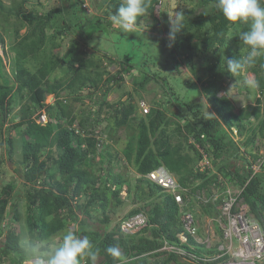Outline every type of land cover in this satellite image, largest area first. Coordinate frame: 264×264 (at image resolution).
<instances>
[{
    "label": "trees",
    "instance_id": "obj_1",
    "mask_svg": "<svg viewBox=\"0 0 264 264\" xmlns=\"http://www.w3.org/2000/svg\"><path fill=\"white\" fill-rule=\"evenodd\" d=\"M13 1L15 5H6L0 0V42L4 43L5 33L11 35L10 48L15 53L10 64L12 78L7 76L0 55V147H5L8 160L25 186L26 233H31L36 240H45L68 230L72 222L75 224L73 232L91 242L97 254L95 264H119L107 253L110 246L120 249L124 258L129 259L127 264H148L151 257L153 264H186L173 252L150 253L162 245L163 239L179 243L176 234L184 232V228L175 198L145 174L163 166L191 193L204 189L212 194L218 187L222 189L224 184L217 174L195 170L201 157L195 144L213 155L217 169L223 170V177L230 184L235 187L245 184L240 198L250 211L261 214L264 219V164L261 172L251 176L250 164L240 153L244 146L250 152L252 163L260 156L257 151L264 144V67L261 66L264 56L246 72L259 82V87L254 89H249L245 79L242 84L238 79L240 75H231L225 68L224 59L244 55L232 46L240 42L239 34L247 30L246 25L231 26L216 9L215 0H195L193 7L182 11L184 30L169 47L166 0H150L148 15L138 19L137 25L156 26L157 32L164 29V34L150 35L151 40H136L143 43L135 45V40L127 34L110 31L115 26L109 16L121 0H102L100 3L91 0V17L84 7L85 0H59V4L42 12L24 10L28 0ZM158 3L159 11L155 15ZM22 28L25 31L20 34ZM231 28L232 35L229 36ZM73 31L78 32L79 39L71 38L68 46H63ZM102 31L110 35L108 41L115 43L128 38L127 50L109 54L90 43L89 36L102 37ZM80 39L102 52L109 63L118 58L119 70L110 73L103 65V59L96 61L94 52L89 54ZM55 48L59 51L53 52ZM164 53L168 55L165 58L171 59L170 73L155 68ZM181 56L187 66L184 76L179 74L183 70ZM28 59L37 61L35 69L27 65ZM134 68L138 69L132 79L134 94L127 92V99L108 101L106 97L111 84L122 80L121 72H131ZM223 75L228 78L225 86L228 97L254 94L253 103L235 111L232 98L217 94L215 82ZM169 78L173 82H183V86L177 90L172 84L166 87L163 81L169 83ZM153 79L161 81L168 96L153 99L148 112L140 115L137 112L139 102L135 98ZM197 83L202 85L213 111L209 115L203 111L204 102L192 98L199 93ZM189 85L193 87L192 92L182 97ZM84 91H87L86 95L82 93ZM99 92H102L99 97L95 96ZM48 94L55 97L52 103L45 102ZM93 95L97 101H92ZM85 96L92 101L86 113L81 107ZM23 99L26 100L18 111L8 118L12 103ZM173 107L179 110L173 111ZM168 110L176 119L167 114ZM42 111L48 118L44 125L36 121ZM15 118L16 122L5 126L8 120ZM120 127H130L133 132L120 152H112L108 141L115 142L112 138ZM233 129L241 137H237L236 142L229 134L234 132ZM4 130L7 133L14 131L17 137H12L11 133L4 136ZM15 153L17 158L13 161ZM118 162L121 167L131 166L136 173L135 200H150L148 208L146 204L135 206L124 215L144 209L149 227L142 232L122 233L118 222L110 229L106 226L111 208L124 205L120 195L123 185L128 186V191L131 186L126 173L115 171ZM14 189L15 183L6 180L5 170L0 169V264H23L30 258L20 244L24 233L21 212L17 203L10 201ZM158 196L161 197L159 201H152ZM220 201L218 199L214 204L209 201L201 207L206 214L218 216ZM94 216L102 222L101 230L90 224ZM189 241L195 245L194 249L187 244L182 246L197 255L203 254L200 245L192 238Z\"/></svg>",
    "mask_w": 264,
    "mask_h": 264
},
{
    "label": "rangeland",
    "instance_id": "obj_2",
    "mask_svg": "<svg viewBox=\"0 0 264 264\" xmlns=\"http://www.w3.org/2000/svg\"><path fill=\"white\" fill-rule=\"evenodd\" d=\"M97 1L99 3L102 2V0H97ZM4 2L6 3V5H15V4H13V2H14L13 0H4ZM195 3H196L195 0H166V8L168 9V15L169 16H174L175 12H182L186 8L188 9L190 7H193L195 5ZM57 4H59V0H28L24 4V10H28V11H32V12H42L44 9H48L51 6L57 5ZM91 5H93V2H91V0H85L84 7L86 8V12L88 14H90L89 15L90 17L92 16V13H93V9H92ZM102 6H101V8H102ZM159 7H160L159 3L157 5H155V15H158ZM99 15H101V13H99ZM156 29H157L156 26L154 28L137 26L136 29L133 32L123 33L118 27H112L110 31H113V32H115L117 34L118 33H121L123 35L127 34V37L129 36V37L133 38V40H135L134 44L137 45V44H142L143 42L137 43L136 40H139V39L146 40V39H150V37H151L150 35H153L155 37V36H159V35L161 36V35L164 34V29H162L161 32H157ZM232 30L233 29L231 28V30L229 32V36L232 35ZM24 31H25V28H22V29H20L19 33L22 34V33H24ZM103 33L104 32L102 31V37H101V35L100 36H93V35L89 36L90 43L93 42L98 48H101V49L105 50V52L109 51L110 52L109 54H115L116 51L120 52L122 50H124V51L127 50L128 45H129L127 43L128 42V40H127L128 38L126 39V37H125V39H121V41L119 40L117 43H115V42H113V40L108 41L109 37H110L109 34H106V33L103 34ZM77 34H78L77 31L71 32V34H69L68 38L64 41L63 46H68V43H69L71 38L79 39V36H77ZM10 36L11 35L5 33L4 43L2 44L0 42V55H1L2 60L4 62V65H5L4 66V70H5L6 74H7V76L12 78L13 72L11 70V65L10 64H11L12 58L15 57V53L10 48V45H11V42H12V39H11ZM114 36L115 35H113L112 37L114 38ZM166 36L168 37V34H166ZM156 40L157 39H155V41ZM80 41H81L82 47L87 49L89 54H91V52H94V54H95L94 55V59L96 61H100L101 58L103 59V65L106 66V69L110 73H113L114 71L119 70L120 65H119V61H118L119 59L118 58H117L116 62L109 63V61L104 57V54L102 52H100V51L98 52V51L92 49L82 39H80ZM151 44H153V43L151 42ZM232 47L234 48V50L235 49L240 50L242 52V54H244V55L247 52V48L240 42H238L237 44L233 45ZM114 48H115V50H114ZM58 51H59V48L53 49V52H58ZM167 56L168 55L166 53H164V57H162L163 59L160 60L157 63V67H155V68L156 69H160V70H162L165 73H170V71H171V68H170L171 59L165 58ZM179 60L181 62H183V65H182L183 70L179 74L181 76H184L185 74H187V68H186L187 66H186V62L184 60V56L183 57L181 56L179 58ZM27 65L33 70V69H35L37 67V61L28 59ZM137 74H138V69L137 68L132 69L131 72H121L120 75L122 77V80L118 81L117 83L111 84L112 87H111V90L109 91L106 99L108 101H115L118 98H123V100H124V99H127V96H128L127 92H131V93L134 94L132 79ZM238 79H239V81H241L242 84H244L243 80L244 79L246 81L247 80H253V75L249 74V73H246V72L245 73H241L240 76L238 77ZM168 81H169V83L163 81V83H164V85L166 87H167V84H172L174 89L177 90V89H179V88H181L183 86V82H180V81L179 82H173V80L171 78H169ZM227 81H228L227 76L223 75L215 82V86L218 89V91H217L218 95H225L226 94L225 86L227 84ZM206 85L210 86L209 84H206ZM197 87H198L199 93H196L197 95H192L191 94L193 96L192 98L195 101H198V100L201 99L200 101H203L204 104H205V106L203 105V111L205 113H208V115H209L210 112H213V111L211 110L210 104L206 100L205 91L202 89V85L201 84L197 83ZM248 87H249V89H254V87H251L250 85H248ZM192 90H193L192 85H189L187 87V89L185 91H183L182 97H184L185 95L188 96L192 92ZM61 93H62V95L65 94V92H61ZM82 93L84 95H86L87 91H84ZM101 93L102 92L96 93L95 96L99 97V94H101ZM167 96H168V93H166L164 87L162 86L161 81L153 79V80H150L147 83L146 89L142 90L140 92V96L139 97L137 96L135 98V100L141 104V107H142L143 104L145 106H147V107H150V105L152 104L153 99H156V100L161 99V98L164 99ZM231 97H233L232 100H233V102L235 104V111H237L238 108L242 107V105H245L247 103H253V101L255 99L254 94H246V93L233 95ZM256 97H257V95H256ZM65 99L69 100L68 97L65 98ZM24 100H26V99H23L21 101H19V100L18 101H14L12 103V110H11V112H9L10 114H8L7 117H10L13 113H16L18 111V109L20 108V106L22 105V103L24 102ZM97 100H98V98L95 97V98H93L92 101H97ZM53 101L54 100L51 97V95H49V94L46 95L45 102L52 103ZM92 101H90L89 98H86V96L83 99V103L81 104V107L84 109L85 113L92 106L91 105ZM77 105H78V103H77ZM141 107L139 109V106H138V111L137 112L140 115H144V113L141 110ZM172 110L173 111L179 110V108L178 107H176V108L173 107ZM166 112H167V114H169V116L172 119H176L175 116L173 115L174 113H169V110L166 111ZM10 124H12V122L9 120V123L8 124L6 123L5 125L8 126ZM74 124H76V122ZM171 127H173V126H171ZM225 130L228 133V129L225 128ZM132 132H133V130L130 127L129 128L120 127L115 132V134L113 135L112 139H114L115 142L108 141V143H110V145L112 147L111 151L112 152H114V151H119L120 152L122 150V148L126 145L128 140H130V138H131L130 134ZM8 134H10L14 138L17 137L16 134H14V131H10L9 133H7L6 130H4L3 135L6 136ZM232 136L235 139H237V137L241 138V137L237 136L234 133H232ZM175 139L176 138L174 137L173 140H175ZM186 149H188V148H186ZM240 151H242V156L249 162V164H251V159H252L251 155L245 150V148L244 149H240ZM259 152L262 153V152H264V150H261L260 147H259ZM223 156H228V155L223 153ZM98 157L99 156H96V159H98ZM16 158H17V155L15 153L13 161H15ZM122 163H124V162L122 161ZM240 163H238V165H240ZM120 164H121V162H118V164H117L118 166L115 169V171L116 172H122L123 174L126 173L127 174V178L129 179V182H130L131 186H130V191L127 190L128 186L126 184H124L122 189H121L120 195H121L123 201H125L124 205H122L120 208H116L114 206L111 208L112 210L109 213L110 220L107 221V223H106V226L109 229L112 228L119 221V219L122 216H124L126 213H128L131 208H133L135 206H142L143 204L144 205L146 204V208H148L147 204L150 202V200H144V201H141V200L140 201H136L135 200L136 199V198H134L135 197V190H136V185L138 183L137 180H136V177H135L136 173H135L134 169L131 166L129 168L126 167V166H122L121 167ZM0 169L5 170V172H6V180L12 181V182L15 183V189L11 193L10 201H12V202L15 201L17 203L19 211L21 212V215H22V219L21 220H22V223H23V226H24V224H25V211H26L25 186L23 185L22 179L20 178L18 172L15 170V166H13L11 164V162L8 160L5 147H0ZM160 199H161V197L158 196L152 201H157V200L159 201ZM144 205H143V207H144ZM113 210H115V213H114ZM193 211H194V214H195V216L197 218L196 220H197V222L199 224V228L202 229L203 232H205L206 229L211 224L210 223L208 226H206V224H207V218L206 217H209V215H207L204 212L203 208L200 207L196 203H195ZM91 213H92V215L93 214L95 215V212H91ZM82 216L83 215L81 214V217ZM90 224L92 225V227H94V228H96L98 230L100 228H102V225H103L102 222H100L98 219L95 218V216L93 217V220H91ZM72 227H73V224L70 223L68 225V230L70 228L72 229ZM105 229H106V227H105ZM25 233H26V230H25V226H24V233L21 234V236L23 237L25 235ZM61 233H63V232H61ZM59 236H60V234L54 235L53 237H59ZM152 263H153L152 261H149L148 264H152Z\"/></svg>",
    "mask_w": 264,
    "mask_h": 264
},
{
    "label": "built area",
    "instance_id": "obj_3",
    "mask_svg": "<svg viewBox=\"0 0 264 264\" xmlns=\"http://www.w3.org/2000/svg\"><path fill=\"white\" fill-rule=\"evenodd\" d=\"M141 110L147 113L149 107L143 104ZM36 121L41 125L47 123L46 113L40 112ZM263 163L264 158L260 157L252 164L251 176L261 170ZM198 168L201 171L216 173L208 154H203L198 162ZM146 177L173 195L179 206L181 224L187 232L177 234L179 243L165 240L159 250L176 253L188 261V264H264V223L261 216L259 219L248 212L246 204L240 198L245 184L242 187H235L218 173V180L224 184L222 189L218 187L212 194L204 189L191 193L189 188L180 186L161 167L148 172ZM218 199L221 200L219 215L206 217V226L211 224L203 232L193 211L195 203L201 207L209 201L214 204ZM147 221L146 215L139 212L122 219L119 227L124 233H134L145 227ZM189 238L201 246L203 254L197 255L182 246L187 244L191 249L195 248Z\"/></svg>",
    "mask_w": 264,
    "mask_h": 264
},
{
    "label": "clouds",
    "instance_id": "obj_4",
    "mask_svg": "<svg viewBox=\"0 0 264 264\" xmlns=\"http://www.w3.org/2000/svg\"><path fill=\"white\" fill-rule=\"evenodd\" d=\"M150 7H151L150 0H121L119 7L116 9L114 13H112L109 16V19L112 25L115 27H118L123 33L133 32L138 26L137 25L138 19L147 16L149 13ZM215 7L219 12L222 13L223 17L230 23L231 26H237V25L247 26V30L241 31L239 34L240 43H242L247 48L246 54L240 55L239 58H233V59H228L224 57V59L226 60V64H225L226 70L234 77H238L241 73H245L247 72L248 69L254 67L257 64L259 57L264 56V0H215ZM183 19H184V14L182 12H175L174 16H169V34H168V40L170 42L169 47H171L172 44H174L177 34L180 33L182 30H184ZM261 66L264 67V64H262ZM246 83L254 88L259 87V82L255 80H247ZM49 95H51V97L54 100L55 98L54 95L53 94H49ZM225 95L227 96V93ZM228 98H233V97H228ZM16 121H17V118H15L11 122L13 123ZM6 123L8 124L9 120ZM233 133L236 134L235 131ZM229 134L232 135V133H229ZM242 139H244V136L242 137ZM233 140L236 142L235 138H233ZM190 141H192V139H190ZM195 145L198 148V150L201 152V157L203 156V154H207L205 151H203V149L198 144H195ZM244 148H245L244 146H241L240 149H244ZM260 149L264 150V144L260 146ZM240 153L242 155V151H240ZM258 153L260 155L258 158L260 157L264 158V152L260 153L258 151ZM208 155L212 159L214 169L216 172L215 174L218 175L219 173L220 175L223 176L224 172L221 169L220 170L217 169V166H216L217 163H214L213 155L212 154H208ZM201 157L199 158V160L201 159ZM258 158H256L255 161L250 164V167L252 166L253 163H255L258 160ZM199 160L197 161L195 165V170L196 169L199 170L198 168ZM263 164L261 165V170L259 172L262 171ZM160 167L162 168L164 172L172 176L177 181L176 177L172 173L168 172L165 169V167L163 166H160ZM251 170H252V167H251ZM146 174H145V177H146ZM177 183L179 184L178 181ZM161 187L166 193H169L164 189L163 186ZM218 207H219V204H218ZM139 212H142L143 214H145L148 220V216L144 212V210L139 211ZM139 212H136V213H139ZM248 212L252 213L256 217H259V216L262 217L261 214L256 215V213L250 211V208L248 209ZM133 214H130L128 216H122L119 219L118 223L120 224L122 219L129 217ZM79 216H81V214H79ZM209 216H213V215H209ZM178 217L180 220V212L178 213ZM262 222L264 223V219L262 220ZM72 224H73L72 229L70 228L69 230H65L63 233L60 232L59 237H53L54 236L53 235L49 239H45V240H36L31 235V233H25V235L22 237L20 241V244H21V247L30 255V258L26 259L23 264H33V263H39V264H95L96 259H97V254L92 249L91 242L89 241L87 237L77 236L73 232L75 224L74 223ZM145 227H149V220L147 221V225ZM145 227H143L140 231L142 232V230ZM140 231H137L136 233ZM178 233L187 234L185 229H184V232L180 231ZM125 234H128V233H125ZM177 234H176V237L178 241L180 242V239L178 238ZM55 235H58V234H55ZM165 240L167 239H163L162 242H164ZM167 241L170 242L169 240ZM161 247L162 245L158 249L150 251V253L165 251V250H159ZM106 251L115 260H118L119 264H127V261L129 259L124 258L123 253L120 251L118 247L110 246ZM178 257L180 258V260L184 262L186 261L182 259L180 256ZM149 261L153 262L152 257L151 259H149ZM186 262H187L186 264L189 263L188 261ZM172 264H177V263H172Z\"/></svg>",
    "mask_w": 264,
    "mask_h": 264
}]
</instances>
